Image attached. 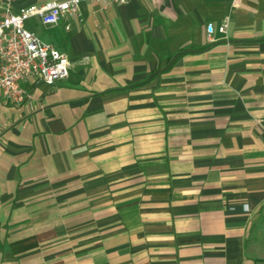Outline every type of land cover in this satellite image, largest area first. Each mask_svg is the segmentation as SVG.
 Here are the masks:
<instances>
[{
  "label": "crops",
  "instance_id": "1",
  "mask_svg": "<svg viewBox=\"0 0 264 264\" xmlns=\"http://www.w3.org/2000/svg\"><path fill=\"white\" fill-rule=\"evenodd\" d=\"M26 26L70 66L0 103V264H257L264 0L86 1Z\"/></svg>",
  "mask_w": 264,
  "mask_h": 264
},
{
  "label": "built area",
  "instance_id": "2",
  "mask_svg": "<svg viewBox=\"0 0 264 264\" xmlns=\"http://www.w3.org/2000/svg\"><path fill=\"white\" fill-rule=\"evenodd\" d=\"M86 1L99 0H65L17 9L14 0H0V103L22 106L30 100L31 93L22 87L28 78L34 77L48 86L67 78V55L43 43L26 25L37 19L45 27L55 26L66 15L78 16L79 5ZM105 1L108 5L128 2ZM226 27L224 22L217 30L225 35ZM206 32L211 39L212 25L206 27Z\"/></svg>",
  "mask_w": 264,
  "mask_h": 264
},
{
  "label": "rangeland",
  "instance_id": "3",
  "mask_svg": "<svg viewBox=\"0 0 264 264\" xmlns=\"http://www.w3.org/2000/svg\"><path fill=\"white\" fill-rule=\"evenodd\" d=\"M248 246L257 264H264V211L253 222L248 237Z\"/></svg>",
  "mask_w": 264,
  "mask_h": 264
}]
</instances>
